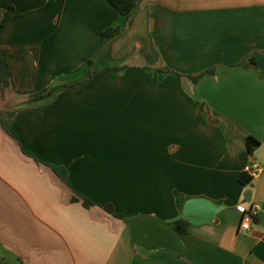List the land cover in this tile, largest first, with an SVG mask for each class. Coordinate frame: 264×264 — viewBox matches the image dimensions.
<instances>
[{"label":"crops","instance_id":"obj_1","mask_svg":"<svg viewBox=\"0 0 264 264\" xmlns=\"http://www.w3.org/2000/svg\"><path fill=\"white\" fill-rule=\"evenodd\" d=\"M0 10L11 73L1 260L264 264V0H144L108 40L124 24L108 0H0ZM247 57L255 64H238ZM90 70L100 72L66 87ZM252 162L261 170L243 185ZM253 203L255 223L239 231L237 206Z\"/></svg>","mask_w":264,"mask_h":264},{"label":"trees","instance_id":"obj_2","mask_svg":"<svg viewBox=\"0 0 264 264\" xmlns=\"http://www.w3.org/2000/svg\"><path fill=\"white\" fill-rule=\"evenodd\" d=\"M109 3L124 17V24L123 25H116V26H110L107 27L104 31H103V37L105 40H108L118 34L121 33V31L124 28V25L127 21V19L142 5L144 0H108ZM0 26H1V10H0ZM239 65L242 66H250V65H254L255 64V59L253 57H247L242 59L239 63ZM92 65V60L88 61V66L91 67ZM123 68V66H115V67H107V69H112V70H121ZM163 71L169 72L171 71L168 68H164L162 69ZM100 71L97 70H90L89 75L86 79L74 83V84H70L67 85L66 87L69 88H75L77 87L79 84H81L82 82H84L85 80L91 79L95 76H97L99 74ZM210 70H206V71H202L196 75H191L190 78L195 81L198 78H200L202 75L206 74V73H210ZM10 66L8 63V59H7V52L5 50V48H3L0 45V94H3L6 90L9 89L10 87ZM56 88H50V89H43L39 92L33 93L31 95L28 96L27 101L28 102H34L40 99L45 98L46 96H49ZM247 149L249 151H252L255 147L258 146L259 142L252 136H248L246 137L245 140ZM238 180L241 184L243 185H248L249 182L251 181V177L246 173V172H242L239 177ZM72 200L78 201L79 199L77 197H73ZM81 202L84 206L89 207L91 205H93L94 203L86 198L81 199ZM104 208L107 212H110L111 214L115 215V216H119V214H116L113 210L112 205L110 204H106L104 205ZM174 229L180 233H186L187 232V228H188V222L186 220H176L172 223ZM0 264H12L6 261H3L0 259Z\"/></svg>","mask_w":264,"mask_h":264},{"label":"built area","instance_id":"obj_3","mask_svg":"<svg viewBox=\"0 0 264 264\" xmlns=\"http://www.w3.org/2000/svg\"><path fill=\"white\" fill-rule=\"evenodd\" d=\"M261 170V166L257 162H252L247 168L246 173L251 177H256ZM238 211L241 213L239 223V231L248 232L252 225L255 223L256 216L260 210V204L253 203L250 207L237 206Z\"/></svg>","mask_w":264,"mask_h":264}]
</instances>
